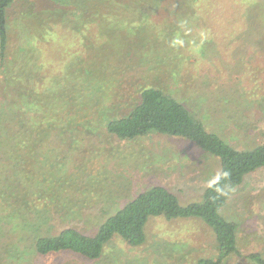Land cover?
<instances>
[{
	"label": "rangeland",
	"instance_id": "obj_1",
	"mask_svg": "<svg viewBox=\"0 0 264 264\" xmlns=\"http://www.w3.org/2000/svg\"><path fill=\"white\" fill-rule=\"evenodd\" d=\"M7 31L0 108L12 101L31 120L25 139L0 154V264H196L215 257L214 234L195 217H151L141 244L114 235L94 260L39 255L34 242L65 228L93 236L152 186L169 188L183 206L202 200L220 168L217 157L184 138L149 133L124 141L105 130L143 88L182 103L233 148L263 140L264 0H18ZM2 114L6 126L18 128L19 117ZM193 156L205 159L198 171L178 168L194 165ZM233 193L229 220L264 230V167ZM199 225L207 227L203 234H196ZM248 235L238 239V252L264 257V232ZM222 264L254 263L232 255Z\"/></svg>",
	"mask_w": 264,
	"mask_h": 264
},
{
	"label": "trees",
	"instance_id": "obj_2",
	"mask_svg": "<svg viewBox=\"0 0 264 264\" xmlns=\"http://www.w3.org/2000/svg\"><path fill=\"white\" fill-rule=\"evenodd\" d=\"M18 0H0V63L5 57L7 46V18L10 9ZM80 6V5H79ZM4 70V65L1 66ZM1 107L11 115L19 117L17 129L6 126L0 120V154H9L12 141L25 139L22 130L28 128L30 115L20 106L16 110L12 101ZM0 108V109H1ZM24 116V118H20ZM23 122H22V121ZM105 130L119 140L129 141L149 133L184 138L195 144L201 151L217 157L219 172L214 181L204 190L200 202L183 206L174 193L162 186H152L138 194L116 214L109 217L93 236L76 229L65 228L55 236L38 237L34 246L37 254L51 252H71L89 260L98 259L103 246L112 236L118 235L129 245L141 244L144 227L151 217L163 216L167 220L176 218H199L214 234L216 256L198 258L196 264H222L229 256H240L254 264H264L259 253L241 255L236 244L237 225L221 215V209L246 175L264 167V138L250 149H236L221 137L206 130L203 123L180 102L162 90L147 87L140 92L138 102L127 114L111 118L105 122ZM8 148V149H6ZM18 148V147H17ZM17 151V150H16ZM20 169V166L18 167Z\"/></svg>",
	"mask_w": 264,
	"mask_h": 264
},
{
	"label": "crops",
	"instance_id": "obj_3",
	"mask_svg": "<svg viewBox=\"0 0 264 264\" xmlns=\"http://www.w3.org/2000/svg\"><path fill=\"white\" fill-rule=\"evenodd\" d=\"M201 152H203V151H201ZM206 153V152H205ZM205 160V159H204ZM204 160H202V159H200V158H197V157H195V156H193V161L191 162V163H193L194 165H192V164H190V165H186V167H185V164L184 163H182V164H178V168H185V169H187V170H189V173H190V170L192 171V172H196V171H198L199 170V168H200V166H203L202 165V161H204ZM208 162L211 164V163H214L215 162V159H213V157H210L209 159H208ZM168 166H164V169L166 170V168H167ZM258 171V170H257ZM218 172H219V170L218 171H215L214 173L216 174H214V176H213V178L210 180V182H208V186L214 181V179L217 177V174H218ZM256 172V171H255ZM254 173V172H253ZM251 174V173H250ZM189 175V180L191 181V180H193V181H195L196 180V177H195V175L193 174H188ZM190 181H187V184L188 185H190ZM185 183H186V181H185ZM158 186V185H157ZM207 186V187H208ZM162 187H164V188H166V189H168L169 191H171L169 188H167V187H165V186H162ZM206 187V188H207ZM205 188V189H206ZM233 196H234V193L233 194H231L230 195V197L228 198V200L226 201V204L224 205V207L221 209V215L223 216V218H225L227 221H230L229 219L230 218H228L227 217V215L225 214V212H226V208H227V204L229 203V202H231V200H232V198H233ZM231 207V206H230ZM167 220V219H166ZM170 221V220H169ZM230 222H232V221H230ZM236 225H237V229H236V233H235V237H236V244H237V242H238V239L240 240L241 239V237H243L244 235H247L248 233L250 234V235H248L247 236V238L248 237H251V238H253L255 235H253L255 232H257V233H260V234H263V232H264V230L263 229H258V228H250L249 227V223H248V221L246 220V221H236V222H234ZM183 224V223H182ZM201 224V223H200ZM184 225H186V227L184 228V230H186V229H188V228H190V229H192V228H194V226H193V224L191 223L190 225H189V227H188V225L187 224H184ZM199 227V229L197 230V232L198 233H196V234H203V232H204V230L207 228V227H205V226H203V225H199L198 226ZM257 237V236H256ZM213 241L215 242V238L213 239ZM215 248H216V242H215ZM238 246V245H237Z\"/></svg>",
	"mask_w": 264,
	"mask_h": 264
},
{
	"label": "clouds",
	"instance_id": "obj_4",
	"mask_svg": "<svg viewBox=\"0 0 264 264\" xmlns=\"http://www.w3.org/2000/svg\"><path fill=\"white\" fill-rule=\"evenodd\" d=\"M175 43H176V44H180V43H181V41H180V40H177Z\"/></svg>",
	"mask_w": 264,
	"mask_h": 264
}]
</instances>
